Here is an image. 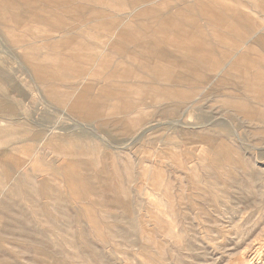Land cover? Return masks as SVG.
<instances>
[{"label":"rangeland","instance_id":"rangeland-1","mask_svg":"<svg viewBox=\"0 0 264 264\" xmlns=\"http://www.w3.org/2000/svg\"><path fill=\"white\" fill-rule=\"evenodd\" d=\"M166 2L0 0V264L264 262V48L198 88L228 60L215 28L233 24L238 54L264 39L260 0Z\"/></svg>","mask_w":264,"mask_h":264},{"label":"crops","instance_id":"crops-1","mask_svg":"<svg viewBox=\"0 0 264 264\" xmlns=\"http://www.w3.org/2000/svg\"><path fill=\"white\" fill-rule=\"evenodd\" d=\"M168 4H167L166 0H139V4H138V7H137V8H139L138 9V13L155 16V15H157V12L160 13L158 8H157L158 6H166ZM183 7H184V5H183ZM222 8H224V13H228L227 12V8H225V6H222ZM228 9H230V8H228ZM164 15L170 17L172 14H169V12H168L167 14H164ZM150 25L151 24H149L148 22L140 24V26L137 25V24H133L132 25V27H133L132 29L135 30V31H139L140 35H141V36L140 35L139 36L141 38H143V39H146V41H147L146 44H148V45L153 44L154 43L153 41L155 40V34H154L155 30L152 31ZM221 27H219L218 29L215 28V30H218L219 32L215 31V32H218V35L217 34H213V35L221 43H227V45H229V48L226 49L229 52L228 58H227L228 60H227V62H225L224 65H221L222 63L220 64L221 65L220 68H222L223 66H226L227 68L225 70L224 69L221 70L219 68V71H217L215 69V67H214V69L212 71L213 73L210 75V72H209L207 77H206V74H204V72L202 74V71H203L204 66H205V61L202 60L201 58H198L197 61H196V63H197V65H196L197 79L201 76V74L203 75L202 76V82L203 83H201V82L199 83L198 82V88H200L201 86H205L206 85L205 84V79L209 80L208 81L209 85L210 84L211 85H213V84L214 85H218V83H220L221 81L229 80L230 73L232 72V70L234 71V70L238 69L237 66H236L237 64H244V66H245L244 70L245 71L251 70L249 65H253V60L252 61H248V59H249V57L253 59L254 56L248 54V52H247L248 48L250 49L251 52H253V49H256V46L264 48V41H263L264 39H258L257 38L256 40H252L251 39L252 36H250L248 39H244V41H243L246 45L244 44V47L241 48V50L245 48V53H242V51L240 50L241 53L238 54L239 52L236 51V46H237L236 42L238 41V39L236 38V35L233 32L234 31L233 30L234 29L233 28V24H227L226 25V28H227L226 32L225 31L222 32L221 29H220ZM116 29L119 30V31L120 30L125 31L126 30V26L123 25L122 27L116 28ZM127 29H129L128 25H127ZM145 32H147V33H145ZM151 32H153V33H151ZM168 39L170 41L172 40V34L171 33L169 34ZM199 41H201L204 44L207 40L204 38V36H202V38H199ZM170 46H172V43H171ZM236 55H238V56H236ZM231 58H233V59H231ZM220 59H221V57L219 58V61L221 62L222 59L221 60ZM260 59L259 58L257 59L259 64H256V66H257V68H256L257 72L256 73H260L259 77H258V82H257L258 85L260 84V82H259L260 81V75L264 74V65L262 64L264 62V56L263 57L260 56ZM169 62H171V60H166V64L167 65L163 68L165 70L164 74L158 73V71L156 73H155V71H153V73L151 71H148V73H147V71L140 72L141 70L139 69L140 76L144 75L146 73L145 75L147 77L151 78V79H157V77L159 79H163L164 77H167L168 74H170V72H171L170 69L172 67H168V66H170V65H168ZM180 66H182L181 67V71L182 72H181V75H180L182 82H181L180 85H182V86L184 85V86L188 87L189 86V83H188L189 60H187L186 62H184V60H181V65ZM68 78H69V80L73 79V77L71 75ZM243 79H244L243 80V82H244L243 85H244V87L246 89L248 87L249 88H253L254 84L249 83V79L248 78L243 77ZM203 88H205V87H203ZM117 93L124 94L125 91L123 92V89H121V90H118ZM235 100H237V98H233V101H235ZM86 101L87 100L84 101V105H85ZM4 139H6V138H4ZM5 141H4V143H5ZM9 144H11V143L7 142L6 145H4L2 148H0V153L2 155H10V156L12 155L13 151L9 147ZM2 166H0V174L3 173V175H2L3 179L0 178V180H4V182H0V199L3 197L4 199H9L10 200L12 198L10 196V195H12L11 194V192H12V179H11L10 169H9L10 166H7L4 162L2 163Z\"/></svg>","mask_w":264,"mask_h":264},{"label":"bare ground","instance_id":"bare-ground-1","mask_svg":"<svg viewBox=\"0 0 264 264\" xmlns=\"http://www.w3.org/2000/svg\"><path fill=\"white\" fill-rule=\"evenodd\" d=\"M260 7H261V10H263L264 11V0H260ZM257 35V34H256ZM259 240V237L258 238H256V239H252V243H257V241ZM260 241H261V239H260ZM259 242V241H258ZM252 245V244H251ZM249 249V248H248ZM248 249H247V252H248ZM257 249V248H256ZM258 250V249H257ZM246 252V251H245ZM261 254V253H260ZM263 255V254H262ZM245 257V256H244ZM246 258V257H245ZM252 259H254V258H252ZM251 259V260H252ZM263 260V256L261 257L260 255H259V257H258V255H257V257L255 258V262L257 261V263L258 264H264V262L262 261ZM252 261H254V260H252ZM263 262V263H262ZM255 264V263H254Z\"/></svg>","mask_w":264,"mask_h":264}]
</instances>
